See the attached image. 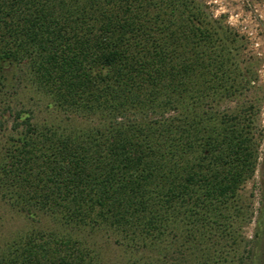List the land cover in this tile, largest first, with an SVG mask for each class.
<instances>
[{"label":"trees","instance_id":"trees-1","mask_svg":"<svg viewBox=\"0 0 264 264\" xmlns=\"http://www.w3.org/2000/svg\"><path fill=\"white\" fill-rule=\"evenodd\" d=\"M242 40L199 0H0V128L13 117L0 192L60 227L22 234L0 264H103L99 235L113 237L115 264H177L196 238L236 236L259 109L219 115L213 104L254 81ZM23 72L69 118L96 124L39 130L4 101ZM260 215L255 238L264 202ZM245 261L220 252L199 264Z\"/></svg>","mask_w":264,"mask_h":264},{"label":"rangeland","instance_id":"rangeland-1","mask_svg":"<svg viewBox=\"0 0 264 264\" xmlns=\"http://www.w3.org/2000/svg\"><path fill=\"white\" fill-rule=\"evenodd\" d=\"M199 1L206 6L207 12L211 14L213 19L219 20L225 26L232 28L238 34V37L243 39L241 44L243 62L249 64L248 68L253 74L254 80L247 87L237 90L230 97H223L219 104H213L214 110L219 115L225 112L235 114L242 111L247 105L255 104L259 109L255 116V122L262 131V138L260 139V153L255 174L241 190L240 197L245 210L241 216L236 218L233 227V229L237 228L235 229L236 236L227 239L216 238L213 241L196 238L190 243L194 246L191 248L193 253L187 250V256L183 258L179 253L177 256H172L177 259V264H199V262L205 260L206 256L208 258L218 256L222 252L226 253L235 262H239L241 256H243L246 259L243 264H257L259 258L264 257V228H262V236L255 238V234L259 230L260 208L264 202L262 196V189L264 188V0ZM25 74L17 81L12 80L15 85L10 88L4 101L15 110L25 109L30 111L39 130L51 126L87 128L96 124V121L84 118H69L66 112L55 106L45 92L33 86ZM12 119L13 117L8 113L2 119V123L6 128V131L0 128V140L2 142L6 140L7 134L12 133ZM182 227L181 224L180 229H177V231L182 230ZM59 229L60 227L45 213L38 210L33 215L23 212L9 203L0 192V250L5 249L22 234L31 232L46 234L56 232ZM110 239L106 242L107 240L102 236L100 237V235L90 238V243L98 248L97 254L101 255L100 260L103 264H115L118 260L112 242L113 237ZM182 242L188 245V241L186 242L184 236L181 237L177 245ZM100 246L102 247L101 250ZM173 247L171 250H173ZM250 248L254 251L255 257L252 258L255 262L246 258Z\"/></svg>","mask_w":264,"mask_h":264}]
</instances>
